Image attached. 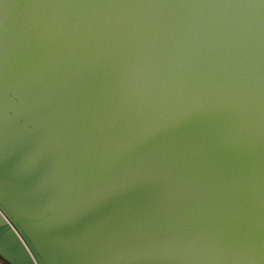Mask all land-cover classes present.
I'll list each match as a JSON object with an SVG mask.
<instances>
[{
  "label": "water",
  "instance_id": "1",
  "mask_svg": "<svg viewBox=\"0 0 264 264\" xmlns=\"http://www.w3.org/2000/svg\"><path fill=\"white\" fill-rule=\"evenodd\" d=\"M5 264H264V0H0Z\"/></svg>",
  "mask_w": 264,
  "mask_h": 264
},
{
  "label": "built area",
  "instance_id": "2",
  "mask_svg": "<svg viewBox=\"0 0 264 264\" xmlns=\"http://www.w3.org/2000/svg\"><path fill=\"white\" fill-rule=\"evenodd\" d=\"M0 262L3 263V264H5L4 261L1 258H0Z\"/></svg>",
  "mask_w": 264,
  "mask_h": 264
},
{
  "label": "trees",
  "instance_id": "3",
  "mask_svg": "<svg viewBox=\"0 0 264 264\" xmlns=\"http://www.w3.org/2000/svg\"><path fill=\"white\" fill-rule=\"evenodd\" d=\"M0 264H3V263L0 262Z\"/></svg>",
  "mask_w": 264,
  "mask_h": 264
}]
</instances>
